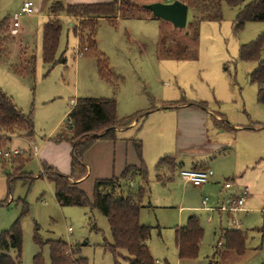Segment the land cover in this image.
I'll return each instance as SVG.
<instances>
[{
  "label": "rangeland",
  "instance_id": "1",
  "mask_svg": "<svg viewBox=\"0 0 264 264\" xmlns=\"http://www.w3.org/2000/svg\"><path fill=\"white\" fill-rule=\"evenodd\" d=\"M25 1L0 0V23L6 25L0 32V88L25 113H32L35 138L49 133L60 120L66 123L68 114L65 113L78 98L103 95L116 98L120 118L137 114L140 121L142 113L151 111L145 122L137 126L136 130L142 125L138 135L147 137L154 155H180L185 166H189L187 159L193 153L205 149L206 139L200 137L203 125L210 139L216 137L211 112L213 115L214 111L222 113L231 122L264 124V105L258 101L257 85L250 77L257 62L239 58L240 46L257 39L264 32V22L248 21L235 33L237 7L224 3L222 20L202 21L195 37L185 28H177L151 14L152 18L145 7L140 11L142 17L119 15L114 21L100 19L95 42L116 77L115 84H110L100 76L94 54L78 53L79 39L69 24L71 20L66 17L61 18L57 62L52 66L45 64L43 28L48 20L47 7L54 0H30L37 12L18 16ZM130 1L139 5L151 2ZM15 18L20 22L16 29L13 28ZM72 20L80 25V19ZM261 58L264 59V47ZM33 59L34 65H31ZM182 101L204 102L205 107L177 108ZM172 104L177 106L152 111L155 107ZM201 115L205 116L204 121ZM189 138L194 145L185 142ZM8 145L0 148H18L24 152L30 147L17 138ZM188 145L192 148H186ZM23 154L0 157V200L8 195L11 199L8 205L0 207V235L19 220L23 234L19 264H33L38 253L50 264V246L47 243L42 246L34 239L37 232L44 242H67L77 250V256L87 258L89 264H129L124 258L125 250H121L122 256L115 257L104 247L106 241L113 242L106 215L89 206L60 205L55 197L54 183L40 176L37 156L26 153V170L14 168L12 160L24 159ZM152 159V155L145 158L151 192L141 209L140 221L153 227L148 244L158 264L184 263L179 259L175 244V228L186 224L190 216H196L204 229L194 264H208L210 259H216L219 264L264 262V233L259 230L256 217L244 220L243 214L237 216L242 219L240 228L247 233L245 248L241 253L227 249L218 213H213L214 220L209 221L208 212L201 210L202 197L207 193L184 182L179 162L169 168V172L164 170L166 165L156 170L157 160L153 162ZM5 171L17 178L10 182ZM140 184H143L142 179L137 176L134 186ZM85 187L83 189L92 200L93 186ZM212 191L214 188L209 192ZM214 200L212 197L211 203ZM223 227L227 228V223ZM10 254L15 258L17 252L11 249Z\"/></svg>",
  "mask_w": 264,
  "mask_h": 264
},
{
  "label": "trees",
  "instance_id": "2",
  "mask_svg": "<svg viewBox=\"0 0 264 264\" xmlns=\"http://www.w3.org/2000/svg\"><path fill=\"white\" fill-rule=\"evenodd\" d=\"M188 5L189 16L185 29L197 36L202 21H221L224 3L237 7L238 13L234 20V30L238 33L248 21L264 22V0H180ZM167 2V1H166ZM143 4H135L130 0H112L95 3H65L62 0L52 1L47 9L50 19L43 29V61L47 65L57 62L56 54L59 46L62 25L60 15H68L80 19V25H74V34L79 39V50L83 54L92 53L97 57L100 76L108 83L115 84L114 74L110 71L108 59L98 51L95 42L97 24L100 19L114 21L119 15L142 17L140 13ZM148 10V9H147ZM149 11V16L153 18ZM5 23H0V32ZM2 42V38L0 37ZM4 42V40H3ZM0 46H2L0 44ZM264 47V32L257 39L240 46L239 58L243 61H256L257 66L251 73V82L257 85V99L264 105V59L261 52ZM63 60V59H62ZM60 60V61H62ZM34 65V59L31 61ZM173 105V104H172ZM137 114L120 118L117 114L115 97L96 98L80 97L68 113L64 129L53 138L55 141L69 140L73 143L72 171L70 175L62 174L56 169L44 164L43 169L48 180L54 183L55 197L62 206H89L101 210L107 217L112 232L113 242H105L104 247L115 257L122 256L121 250L127 255L124 258L129 264H157L148 244L153 227L141 223L140 212L145 201L150 197L148 169L142 162L140 168L128 166L120 176L108 179H98L94 194L90 200L87 193L72 181L87 174L83 162L85 151L100 138L114 139L117 126L128 125ZM35 135L32 113H25L18 107L13 98L0 88V146L9 142L13 136ZM139 157L142 159V142L134 140ZM1 159V158H0ZM175 159L171 156L162 157L157 163V169L163 168ZM14 168L24 167L26 160L17 159ZM13 168V167H12ZM13 171V169H12ZM141 176L143 184L134 186L136 176ZM24 176V175H22ZM20 176V177H22ZM9 179L17 177L8 174ZM25 177V176H24ZM5 203L0 200V207ZM37 231L39 227L37 226ZM38 234V232H37ZM34 239L42 246H50V264H89L85 257H78L75 250L63 240H47L44 242L39 235ZM204 229L199 219L191 216L186 225L176 228L175 238L179 256L184 260H194L198 257ZM226 247L238 253L244 251L246 235L237 230H227L224 234ZM23 234L19 220L13 226L2 231L0 235V264H19L22 254ZM11 249L17 255H10ZM33 264H46L43 254L38 253L33 258ZM208 264H219L216 259Z\"/></svg>",
  "mask_w": 264,
  "mask_h": 264
},
{
  "label": "crops",
  "instance_id": "3",
  "mask_svg": "<svg viewBox=\"0 0 264 264\" xmlns=\"http://www.w3.org/2000/svg\"><path fill=\"white\" fill-rule=\"evenodd\" d=\"M109 1L112 0H66L65 3H70V4L95 3V2H109ZM155 1L166 2L167 0H151V2H155ZM44 2L46 1L44 0ZM47 17L49 20L50 15L48 14ZM62 17H66L67 19L71 20L69 24L70 26H72V29L74 25H77L76 24L77 22L74 23L72 17L68 15H60L59 16L60 23ZM48 20L46 22H48ZM5 27L6 25L3 28ZM13 28L16 29L17 27L13 25ZM10 39L11 38L9 37L8 43L10 42ZM4 44L5 41L3 42V45ZM100 97L109 98L111 96L103 95L96 98H100ZM179 104L182 105L180 106L165 105L160 108L155 107L152 109V111H161L163 109H169L176 106L177 108L181 107L179 109H184V108L195 109L194 107L196 106L205 107L204 102H199V104L198 103L195 104L192 102L187 103L185 101H182ZM70 110L71 109L67 110L65 115L68 114ZM150 112L151 111L148 110L142 113L141 114L142 118L140 119V121L137 118L138 117L137 116L128 125L117 126L115 128L114 139H106V138L97 139L84 153L83 162L88 169L87 174L77 180L72 179L75 185L80 187L82 190H84L83 188L85 186H93V188L95 189V184L98 179H108L114 176H120L128 166H135L137 168H140L143 162L148 169L145 158H148V156L151 155L152 157H154V159H152L153 162L157 160L155 164V169L158 170L157 163L164 156L159 155V153H157V155L151 153L153 151H151L152 148L150 143H148L147 137L144 134L138 135L139 133H141L140 128H142V125L138 130H136L137 126H139V123L141 121L145 122V119L148 118ZM210 114L213 117V125L215 126L216 129V137L210 139L209 136L205 134L206 128H204L203 125L202 135L200 137L206 139L204 151H201L199 153H193L191 155V158L187 159L189 166H185V160H183L180 155L179 156L176 155L175 157L171 156L175 159V161L173 162V160H171L170 164L166 165L164 170L167 171L168 169V171L170 172L169 168L179 163H180V170L182 168H198V169L212 168L214 171V175L212 179L208 183L202 186H195L191 183L184 181L187 184H191L195 187L200 188V190L203 193H207L203 195L201 202L203 205V200L207 198V204H206L207 207L208 206L217 207L225 200L239 197L242 194L243 189L247 187L249 190V194L246 196L243 209L241 211L237 213L222 212L217 209L214 210L207 209L205 208L204 205L201 207V210L208 212L209 221L214 220V217L212 215L213 213H218L221 232L223 230L237 229L243 232L247 236V233L244 230H242V228H240V224H242V219L245 220L250 216H252L254 218L256 217L259 230L264 233V124H261L259 122L252 124L231 122L227 118H225L224 114L222 113L214 111V115L213 112H211ZM201 119L204 121L205 116L201 115ZM64 126L65 123H62V121L60 120L54 125V127L49 131V133H47L42 137H39L38 139L35 138V135L33 137L16 135L13 136L9 142H6L4 146L6 147L9 146L8 143H10L12 139L15 138L22 139L26 141L30 146L29 149H26L27 151L23 152L24 159L27 161V157H25L26 153L28 155L33 154L37 156L41 166L40 176L46 178L45 176L46 172L43 169L44 164L56 169L62 174L70 175L72 171L73 143L66 139L61 141H55L53 139L58 132L64 129ZM137 139H140L142 142V159L139 157L134 144V140ZM191 141L192 140L190 138L185 140L186 143H190ZM190 144L194 145V143L192 142ZM157 147H159V145ZM186 148H192V147L188 145L186 146ZM14 149H18V148H14ZM178 157H180L181 159L180 161ZM23 170H26L25 165L23 167ZM5 172L7 175L11 173V172L8 173L7 171ZM148 174H149V170H148ZM139 177L142 179L141 176ZM11 181L12 179H10V182ZM212 188H214V191L216 192L215 195H214V191L209 192L210 189ZM94 189H93V194H94ZM212 197H215L213 203H211L210 201ZM3 200L5 201L3 206H6L9 204V200L11 199L8 195ZM239 214H243L241 220L237 217L239 216ZM233 217L237 218L239 222H241L238 226L235 224H233L235 227L231 226V224L233 223L232 222ZM224 223H227V228L223 227ZM184 225H178L176 228ZM176 228H175V232H176ZM175 244H176V238H175ZM227 249L234 250L230 248ZM177 251L179 255L178 247H177ZM179 259L181 260V262L194 264L193 260H184L181 259L180 256ZM165 264H171V263L166 262ZM262 264H264V262Z\"/></svg>",
  "mask_w": 264,
  "mask_h": 264
},
{
  "label": "built area",
  "instance_id": "4",
  "mask_svg": "<svg viewBox=\"0 0 264 264\" xmlns=\"http://www.w3.org/2000/svg\"><path fill=\"white\" fill-rule=\"evenodd\" d=\"M172 0H167V2H170ZM37 12V7L33 4L32 1H25L21 7L20 14H34ZM13 25L15 27H18L20 25L19 19H15ZM79 54H83V51L78 50ZM68 123H72L71 119H68ZM23 153V150L21 149H3L0 148V157L4 158H12L14 156L20 155ZM181 177L188 183H191L195 186H202L206 183H208L213 175L214 171L212 168H182L180 170ZM249 194V190L247 187H245L242 191V194L239 197L231 198L228 200L223 201L221 204H219L217 207H210L206 206L207 204V198L203 200V205L207 209H217L222 212H233L237 213L243 209V205L246 199V196ZM232 222L235 225H239L240 222L237 218L233 217ZM227 230H223L222 234L224 235ZM219 244H222V242H219ZM182 264H192V263H182Z\"/></svg>",
  "mask_w": 264,
  "mask_h": 264
},
{
  "label": "water",
  "instance_id": "5",
  "mask_svg": "<svg viewBox=\"0 0 264 264\" xmlns=\"http://www.w3.org/2000/svg\"><path fill=\"white\" fill-rule=\"evenodd\" d=\"M154 17L171 22L177 28H185L189 16V7L180 0L170 2L155 1L143 5Z\"/></svg>",
  "mask_w": 264,
  "mask_h": 264
}]
</instances>
